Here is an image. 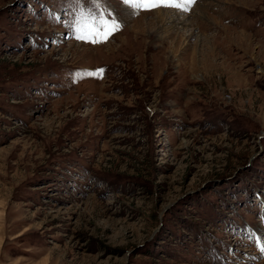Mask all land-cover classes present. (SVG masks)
<instances>
[{"label":"rangeland","instance_id":"obj_1","mask_svg":"<svg viewBox=\"0 0 264 264\" xmlns=\"http://www.w3.org/2000/svg\"><path fill=\"white\" fill-rule=\"evenodd\" d=\"M107 5L0 0V264H264V0Z\"/></svg>","mask_w":264,"mask_h":264},{"label":"snow or ice","instance_id":"obj_2","mask_svg":"<svg viewBox=\"0 0 264 264\" xmlns=\"http://www.w3.org/2000/svg\"><path fill=\"white\" fill-rule=\"evenodd\" d=\"M66 2L71 8L72 15L65 21V25L77 40L93 45L106 43L122 27V21L109 9L107 0H66ZM195 2L196 0H122L125 6L133 10V14H137L139 10L152 11L159 7L187 10L186 5ZM104 71L97 69L94 72H85V75H102ZM250 237L264 253V236L250 234Z\"/></svg>","mask_w":264,"mask_h":264},{"label":"bare ground","instance_id":"obj_3","mask_svg":"<svg viewBox=\"0 0 264 264\" xmlns=\"http://www.w3.org/2000/svg\"><path fill=\"white\" fill-rule=\"evenodd\" d=\"M166 12V11H165ZM164 11H162L161 9H159L157 11V18L156 19H170L172 18V21L175 23V21H177V19H179V14L178 13H175L174 11H168L167 13H165ZM180 22V21H179ZM176 24V23H175ZM178 25H184L186 28V22H180L177 24V28H178ZM183 29V28H182Z\"/></svg>","mask_w":264,"mask_h":264}]
</instances>
